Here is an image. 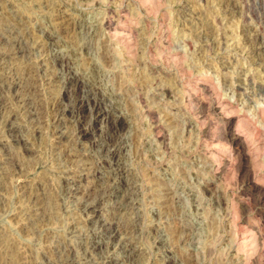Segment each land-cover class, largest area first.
<instances>
[{"label": "rangeland", "instance_id": "obj_1", "mask_svg": "<svg viewBox=\"0 0 264 264\" xmlns=\"http://www.w3.org/2000/svg\"><path fill=\"white\" fill-rule=\"evenodd\" d=\"M0 264H264V0H0Z\"/></svg>", "mask_w": 264, "mask_h": 264}, {"label": "bare ground", "instance_id": "obj_2", "mask_svg": "<svg viewBox=\"0 0 264 264\" xmlns=\"http://www.w3.org/2000/svg\"><path fill=\"white\" fill-rule=\"evenodd\" d=\"M147 1V0H146ZM149 3V2H148ZM157 4H158V2H157ZM159 7V6H158ZM255 8V7H254ZM249 15V14H248ZM68 19V18H67ZM129 21V20H128ZM110 23H112L111 21H110V19H105L104 20V22L102 21V24H105L104 26H106V27H108V28H110L111 27V25H110ZM101 24V25H102ZM132 25V24H131ZM136 25V24H135ZM117 30V29H116ZM115 30V31H116ZM118 30H119V28H118ZM123 31V30H122ZM127 32V31H126ZM117 33V32H116ZM120 33V32H119ZM121 34V33H120ZM123 34V33H122ZM121 34V35H122ZM117 36L119 35V34H116ZM120 35V36H121ZM160 36V35H159ZM121 37H123V36H121ZM120 38V37H119ZM254 39V38H253ZM136 41V40H135ZM127 43V42H126ZM157 44V43H156ZM127 46H129V45H127ZM126 46V47H127ZM14 47V46H13ZM125 48V47H124ZM132 47H130V49H131ZM158 48V47H157ZM130 49H128V51L130 50ZM133 49V48H132ZM124 50H126V48L124 49ZM159 50H160V48H158V52H159ZM132 50H130L129 52H131ZM127 52V51H126ZM150 53H151V51H150ZM129 54V53H128ZM131 54V53H130ZM152 54V53H151ZM86 55V54H85ZM173 58V57H172ZM179 59V57H175L174 58V60L175 61H177ZM169 61V60H168ZM155 62V61H154ZM176 63V62H175ZM132 64V63H131ZM66 65V64H65ZM60 66V65H59ZM62 66V65H61ZM68 66V65H67ZM67 72V71H66ZM134 72V71H133ZM30 76V75H29ZM71 78V77H70ZM34 79V78H33ZM26 80V79H25ZM29 80H30V78H29ZM53 81V80H52ZM30 82V81H29ZM28 82V83H29ZM22 83H23V81H22ZM40 83V82H39ZM17 84H19V83H17ZM21 84V83H20ZM19 84V85H20ZM31 85H32V83H30ZM72 84V83H71ZM248 84V83H247ZM29 85V84H28ZM23 86H26L25 84L23 85ZM22 86V87H23ZM36 86V85H35ZM39 86V85H38ZM28 87V86H27ZM82 87V86H81ZM193 87V86H192ZM23 88H26V87H23ZM20 89H22V88H20ZM27 89V88H26ZM30 89V88H29ZM25 90V89H24ZM25 91H27V90H25ZM72 91V90H71ZM87 91V90H86ZM171 91V90H170ZM28 92V91H27ZM31 92V91H30ZM34 92V91H33ZM78 92H80L79 90H78ZM77 93V92H76ZM85 93V92H84ZM71 94V93H70ZM73 94V93H72ZM71 94V95H72ZM84 95V94H83ZM176 95V94H175ZM70 96V95H69ZM69 96H67V95H65L64 97H63V99L62 100H60V99H58V100H60V102L58 103V107H59V110H61V111H66V110H69V108L71 109V103H70V97ZM171 96V95H170ZM26 97H27V95H26ZM31 97V96H30ZM72 97V96H71ZM188 98V97H187ZM28 99V98H27ZM74 99H75V97H74ZM76 101L75 102H77L76 103V106H75V108L77 107V109H80V108H84V107H86V104H87V102L90 100V99H88L87 97L85 98V97H81L80 96V94H78V96H77V98L75 99ZM57 101V100H56ZM62 101H63V106H62ZM143 101V100H142ZM34 102V101H33ZM220 102V101H219ZM31 103V102H30ZM56 103V102H55ZM191 103V102H190ZM32 104V103H31ZM57 104V103H56ZM145 104V103H144ZM18 105V104H17ZM22 105V104H21ZM36 106L37 104H33V106ZM95 105V104H94ZM32 106V107H33ZM34 106V107H35ZM55 106V105H54ZM62 106V107H61ZM79 106V107H78ZM30 107H31V105H30ZM30 107H27V108H30ZM40 107V106H39ZM38 107V108H39ZM52 107H53V105H52ZM93 107V109H97V108H100V109H104V108H101V105L100 104H97L96 106H92ZM112 107V106H111ZM218 107H220V108H217L216 110H217V112L218 113H220V114H230L231 112H232V109H234V106L233 105H229V104H222L221 106H218ZM26 108V109H27ZM72 108H74L73 106H72ZM149 108V107H148ZM37 109V108H36ZM25 110V109H24ZM31 110V109H30ZM39 110V109H38ZM55 110V109H54ZM58 110V109H57ZM56 110V111H57ZM82 110V109H81ZM92 110V109H91ZM91 110H90V112H91ZM146 110V109H145ZM60 111V112H61ZM79 111V110H78ZM77 111V112H78ZM23 112V111H22ZM113 112V111H112ZM57 113V112H56ZM25 114V113H24ZM30 114H32V113H30ZM113 114V113H112ZM145 114H147V112L145 113ZM232 114V113H231ZM57 115H58V113H57ZM60 115V114H59ZM221 115V116H222ZM26 116H27V114H26ZM150 117L151 116H153V115H149ZM223 116H225V115H223ZM30 118V117H29ZM85 118V117H84ZM92 118V117H91ZM91 118H90V120H91ZM154 118V117H153ZM226 118H227V115H226ZM225 118V119H226ZM78 119V118H77ZM76 119V120H77ZM90 120H87V121H90ZM92 120H93V118H92ZM154 120V119H153ZM32 121V120H31ZM86 121V122H87ZM155 121V120H154ZM243 121V120H242ZM86 122H84L85 124H83V125H86V126H88L87 125V123ZM110 122V121H109ZM232 122V121H231ZM239 122H241L240 120H239ZM229 123V122H228ZM244 123V122H243ZM234 124V123H233ZM246 124V123H245ZM111 125V124H110ZM154 125H155V123H154ZM156 125H158L157 123H156ZM248 124H246V126H247ZM85 126V127H86ZM106 126V125H105ZM250 126V125H249ZM240 127V126H239ZM231 128V127H230ZM230 128H229V130H230ZM152 129V128H151ZM38 131V130H37ZM156 131H157V129H156ZM159 131H160V129H159ZM232 131V130H231ZM80 132H82V136L83 135H85L86 134V132H87V128L86 129H82ZM120 132V131H119ZM230 132V131H229ZM65 133V132H64ZM109 133V132H108ZM79 134V133H78ZM81 134V133H80ZM165 134V133H164ZM61 135V134H60ZM230 135H231V133H230ZM233 135V134H232ZM239 136H240V134H238ZM62 136V135H61ZM112 137V136H111ZM117 137V136H116ZM81 138V137H80ZM86 138V137H85ZM119 138V137H118ZM249 138V137H248ZM105 139V138H104ZM121 139V138H120ZM62 142V141H61ZM114 142V141H113ZM242 142V141H241ZM64 143V142H63ZM161 144H163V143H161ZM236 144V143H235ZM239 144V143H238ZM245 144V143H244ZM116 145V144H115ZM245 146V145H244ZM242 148V147H241ZM257 148H259V147H257ZM246 149V148H245ZM262 149V148H261ZM226 150H228V149H226ZM255 150V149H254ZM237 153L238 154H240L241 156H243L244 154H242V150H240V151H237ZM245 153H246V150H245ZM256 153V152H255ZM83 155V154H82ZM211 155V154H210ZM115 156V155H114ZM233 156V155H232ZM82 157V156H81ZM109 157V156H108ZM238 157V156H237ZM79 160V159H78ZM118 160V159H117ZM6 161V160H5ZM235 161V160H234ZM82 163V162H81ZM227 163V162H226ZM83 164H84V162H83ZM261 165V164H260ZM80 166V165H79ZM223 166V165H222ZM77 167V166H76ZM93 167V166H92ZM76 169V168H75ZM83 169H84V167H83ZM95 169V168H94ZM14 170V169H13ZM97 170V169H96ZM95 171V170H94ZM92 172V171H91ZM96 172V171H95ZM136 172V171H135ZM83 173V172H82ZM76 174V173H75ZM97 174V173H96ZM72 175V174H71ZM78 175V174H77ZM129 175V174H128ZM132 174H130V176H131ZM87 176V175H86ZM88 176H90V175H88ZM80 180V179H79ZM128 181V180H127ZM131 181V180H130ZM251 182H252V180H251ZM110 185V184H109ZM112 186H113V184H111ZM135 186V185H134ZM108 187V186H107ZM116 188V187H115ZM130 188V187H129ZM137 188V187H136ZM255 188H257V187H255ZM111 189V188H110ZM110 191V190H109ZM120 191V190H119ZM99 192V191H98ZM105 192H107V191H105ZM104 192V193H105ZM134 192H135V190H134ZM34 193V192H33ZM108 193V192H107ZM107 193H106V195H107ZM110 193V192H109ZM37 194V193H36ZM109 195V194H108ZM126 195V194H125ZM41 196V195H40ZM87 196V195H86ZM96 196V195H95ZM98 196V195H97ZM99 196H100V194H99ZM111 196V195H110ZM32 197V196H31ZM124 197V196H123ZM123 197H122V199H123ZM130 198V197H129ZM33 199V198H32ZM39 199V198H38ZM42 199V198H41ZM84 198H82V200H83ZM86 199V198H85ZM84 199V200H85ZM102 200V199H101ZM106 200V199H105ZM124 200V199H123ZM34 201H36V200H34ZM49 201V200H48ZM31 202V201H30ZM82 202V201H81ZM97 202V201H96ZM107 202V201H106ZM124 202V201H123ZM129 202H131V201H129ZM92 203V202H91ZM24 204V203H23ZM94 204V203H93ZM107 204H108V202H107ZM125 204V203H124ZM53 205V204H52ZM34 206V205H33ZM102 206V205H101ZM104 206V205H103ZM121 206V205H120ZM127 206V205H126ZM42 207V206H41ZM133 207V206H132ZM131 207V208H132ZM134 207H136V206H134ZM133 207V208H134ZM32 208V207H31ZM44 208H46V207H44ZM104 208V207H103ZM37 209V208H36ZM25 210V209H24ZM38 211V210H37ZM95 211V210H94ZM30 213V212H29ZM44 214H45V211L43 212ZM126 214V213H125ZM39 215V214H38ZM90 215H91V212H90ZM34 218V217H33ZM40 220V219H39ZM42 221V220H41ZM32 222V221H31ZM118 223V222H117ZM110 224V223H109ZM117 225V224H116ZM126 228V227H125ZM124 228V229H125ZM118 229V228H117ZM128 229V228H127ZM120 230V229H119ZM120 232V231H119ZM181 238V237H180ZM127 242V241H126ZM241 244V243H240ZM128 245V244H127ZM123 246V245H122ZM125 246V245H124ZM133 247V246H132ZM123 248V247H122ZM121 248V249H122ZM59 257V256H58ZM59 260V259H58Z\"/></svg>", "mask_w": 264, "mask_h": 264}]
</instances>
